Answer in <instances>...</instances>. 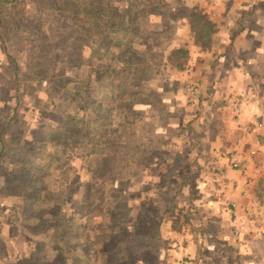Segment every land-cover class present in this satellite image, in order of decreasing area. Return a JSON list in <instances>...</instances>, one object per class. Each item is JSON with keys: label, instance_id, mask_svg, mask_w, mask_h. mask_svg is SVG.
Returning <instances> with one entry per match:
<instances>
[{"label": "rangeland", "instance_id": "obj_1", "mask_svg": "<svg viewBox=\"0 0 264 264\" xmlns=\"http://www.w3.org/2000/svg\"><path fill=\"white\" fill-rule=\"evenodd\" d=\"M95 14L129 18L112 38L123 44L136 40L129 28L144 29L151 53L132 45L101 52L87 34ZM99 31L106 33L103 25ZM186 37L213 47V61L226 58L221 102L233 118L241 115V153L261 157L250 165L260 174L251 178L252 199L233 198L257 225L242 234L234 226L225 233L213 150L201 149L196 136L189 145L163 142L176 134L166 127L172 115L164 99L146 95L151 67ZM120 61L130 67L120 88L131 87L117 92L106 122L87 115L98 113L95 89L106 81L95 76L85 86V75ZM146 98L151 107L135 112V100ZM208 103L184 101L193 112ZM215 113L213 127L223 119L225 131L233 129L228 111ZM263 138L264 0H0V238L5 218L25 233L36 249L26 264H264ZM244 161L231 168L250 178Z\"/></svg>", "mask_w": 264, "mask_h": 264}, {"label": "crops", "instance_id": "obj_2", "mask_svg": "<svg viewBox=\"0 0 264 264\" xmlns=\"http://www.w3.org/2000/svg\"><path fill=\"white\" fill-rule=\"evenodd\" d=\"M194 23L195 22L191 23L190 20L186 22L185 25L187 26V29L184 28V30H190V26ZM188 37L176 47L183 51L182 54L179 52L168 56L171 51H173L171 49L167 56L161 60V63L159 64L161 67L158 66L156 70L151 67V70L153 69V80H151L152 83L149 85L150 88L146 95H153V97L159 96L164 99L165 102H163L162 105L165 106L166 112L169 113V115H172L169 119H173V121L170 120L167 122L166 127L171 129L170 133L176 134L170 135L169 138H165L163 142L174 140L176 143L184 144L187 142L186 145H189L191 137L193 138L196 136L197 139H194L196 141L199 140L197 145H199L201 149L204 151L213 150L211 154L209 152L210 161L214 168L221 169L222 174L221 178L216 181L215 189L223 192V194H221V200H218V205L222 209L223 216L221 219L222 223L225 224V233H232L230 227L237 225V223H241L244 227H242L238 233L242 234L243 232H246L245 230H250L251 227L255 228L257 225L254 224L252 214L243 217L239 204H237L238 202L233 198L235 197L236 200H240V198L244 196L252 199L251 191L253 190V183L251 178L256 183L260 174L258 171H252L250 165L252 161L256 160V158L261 157L258 155H256V157L255 155L250 156L254 153H251L250 155L248 152L246 154L241 153L240 147L243 148V137L236 136V133L239 130L241 132H244L245 130L246 132L245 127L242 128V125H240V123H242V121L239 120L241 115L238 116L239 118H233L229 106H223L225 105V99L223 100L224 102H221L223 94L229 89V82L226 83L229 71L223 69L228 66L227 63L225 64L226 58L222 55L220 57L218 56V58L213 61V58L215 57H212L213 51L210 49L213 47L209 48L206 46L205 49H203L199 46V43L188 41ZM164 62L166 63L164 64ZM159 70H161V73H159ZM158 79L163 82L160 83ZM188 82L197 86L199 91L198 99L203 98V102L209 100V103L206 106L203 105V103L195 112H193L194 109H192V107L184 105L185 93L183 90L185 84ZM159 84L164 85V87L162 85L159 86ZM136 90L135 95L140 94L141 90ZM152 104V100L150 101L147 98L143 101L135 100L133 103V109L135 112L145 110L151 107ZM226 111L229 112L231 121L230 118H226V120H229L230 123L234 125L233 129L225 131V128L222 127L223 119L220 120V128H218L219 126L216 128L213 127L212 123L216 118L215 112L221 114L225 112L227 116ZM175 117L178 118L176 119ZM184 122H186L189 127L190 133H188V136L182 134V131L185 130L183 127V125H185L183 124ZM230 133H233L234 139H231V136L228 135ZM228 139H230L231 142ZM262 141H264V138ZM232 143L235 147L231 148L229 146H231L230 144ZM221 148L223 151L220 150ZM220 152L232 153L238 161V169L240 163L245 160L243 166L250 178L243 175V171L241 172L240 170L232 169L226 162L225 158L216 159V156ZM255 174H258L257 177ZM233 218L234 222H232ZM6 219L7 218L2 221L3 232L0 238V264H26L27 262H30V259L27 258L35 256L36 249L33 247V244L30 242L31 240L28 239L25 233H22L19 228L10 224L9 220L7 219L6 221ZM3 244H5V246H3ZM187 249L188 248H186V250Z\"/></svg>", "mask_w": 264, "mask_h": 264}, {"label": "trees", "instance_id": "obj_3", "mask_svg": "<svg viewBox=\"0 0 264 264\" xmlns=\"http://www.w3.org/2000/svg\"><path fill=\"white\" fill-rule=\"evenodd\" d=\"M65 3V8H67L68 4L66 1H64ZM89 8H91V10L93 9H97L98 8V4H93L90 3L89 4ZM128 7V6H127ZM132 7V6H131ZM128 9L132 10V8H130V5L128 7ZM72 6L71 9L69 10V14L72 13ZM74 14V13H73ZM82 17V16H81ZM102 18V19H101ZM101 18H99L98 15H94V18H92V25L91 28L87 29L89 30L88 36H90L92 38V42L94 41L95 43L97 42L98 45L101 46V52H103L104 54H106L110 48L113 47H117V46H121V48L119 49V51H121L125 46H129L132 47L134 46L135 48H141L146 52V55L148 53H151V49H152V43L150 42H143L142 44V36H144V40H146V36L147 33L144 32V29H142L141 31H137L135 28H129V32H131L133 34V37H135L136 40H129V41H125L123 44L121 43V41H118L117 39H113L112 35L115 32L116 34H120V28L122 26H124L125 24L129 25L130 24V19L127 17H123L122 20L119 22L118 20H116L114 17H106L105 15H102ZM141 18L145 19V16L142 15ZM82 19V18H81ZM83 21V20H82ZM104 26L106 33H101V31L96 32L97 30H99V28L101 26ZM94 28V33L92 32ZM107 31H109L107 33ZM135 32L137 33V36L135 35ZM140 36L141 39L140 41L137 39V37ZM94 37H96V39H94ZM139 41V42H136ZM132 45V46H130ZM137 45V46H135ZM91 47L89 46V49ZM183 53V51L181 49H173V51H171V53L168 55H172V54H176V53ZM153 54V53H152ZM121 63V64H119ZM119 63L115 64L114 66L112 65L111 67H109V64L106 65H100L96 71L94 72H90L88 74L85 75V80H84V85L85 86H93L94 81H98L93 79L92 77L97 76L99 80L101 81H106L105 83H102L104 86L103 87H98V89H95V101L99 104L100 108H98V113L96 112V110H94L93 108H89L86 111L87 115H92L94 117L99 116L100 118H102L103 121H107V117L108 119H110L111 115H107L106 111L107 109L113 108L115 103L118 102V97L116 96L118 91H121L122 88H120L121 86V72L125 69H127L129 66H127V64L123 63L122 61H120ZM132 64V63H130ZM136 64H140V63H136ZM108 67H109V73H108V79H106V74L108 72ZM130 68V67H129ZM103 73V74H101ZM99 76L101 78H99ZM100 82V81H99ZM129 83H125L123 86V89L125 85ZM131 87V85H130ZM122 89V90H123ZM131 111V110H130ZM75 118V117H72ZM101 139V138H100ZM106 141L107 139H105L104 142L100 141L98 143L100 149H105L106 147Z\"/></svg>", "mask_w": 264, "mask_h": 264}, {"label": "built area", "instance_id": "obj_4", "mask_svg": "<svg viewBox=\"0 0 264 264\" xmlns=\"http://www.w3.org/2000/svg\"><path fill=\"white\" fill-rule=\"evenodd\" d=\"M198 89L197 86L193 83H187L184 86V93H185V102L187 103H191L194 102L197 97H198ZM231 108L233 109V111L235 113L238 112V103L231 101ZM217 158H225L226 162L230 165V167H235L237 166V160L236 158L233 156L232 153H224V152H220L217 156ZM216 161V160H215ZM216 170H220L221 173V169L219 168H215ZM232 222H234V218L232 219ZM243 227V225L241 223H237V225H234L235 230H239ZM178 248V247H177Z\"/></svg>", "mask_w": 264, "mask_h": 264}]
</instances>
